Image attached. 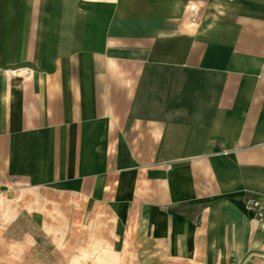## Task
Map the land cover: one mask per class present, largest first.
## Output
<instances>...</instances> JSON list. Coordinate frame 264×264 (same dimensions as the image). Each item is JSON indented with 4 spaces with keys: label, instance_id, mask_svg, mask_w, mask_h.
Instances as JSON below:
<instances>
[{
    "label": "crops",
    "instance_id": "crops-1",
    "mask_svg": "<svg viewBox=\"0 0 264 264\" xmlns=\"http://www.w3.org/2000/svg\"><path fill=\"white\" fill-rule=\"evenodd\" d=\"M249 200L264 0H0V263L261 264Z\"/></svg>",
    "mask_w": 264,
    "mask_h": 264
},
{
    "label": "rangeland",
    "instance_id": "rangeland-1",
    "mask_svg": "<svg viewBox=\"0 0 264 264\" xmlns=\"http://www.w3.org/2000/svg\"><path fill=\"white\" fill-rule=\"evenodd\" d=\"M10 234L12 236H15L16 234H17V236L19 235V233H14V232H11ZM7 251H8V248L3 247L2 243H1L0 244V259H4V260L9 259L8 257H5L1 254L4 252H7ZM11 252H13L15 255L13 258L16 260L15 263H0V264H32V263L26 262L30 258L28 256H26L27 250L24 247L19 246V247L13 248V249H11ZM50 259H52V258H50ZM49 264H65V263H54V262L50 261Z\"/></svg>",
    "mask_w": 264,
    "mask_h": 264
},
{
    "label": "built area",
    "instance_id": "built-area-1",
    "mask_svg": "<svg viewBox=\"0 0 264 264\" xmlns=\"http://www.w3.org/2000/svg\"><path fill=\"white\" fill-rule=\"evenodd\" d=\"M248 208L255 212V216L259 219L264 217V203L261 201L249 200L247 201ZM235 264V263H232ZM239 264H252L247 261H241ZM261 264H264V258Z\"/></svg>",
    "mask_w": 264,
    "mask_h": 264
}]
</instances>
